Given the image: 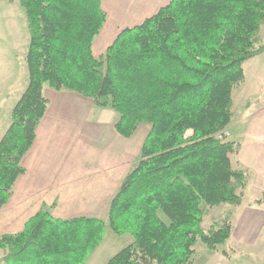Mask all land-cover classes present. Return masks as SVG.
Returning a JSON list of instances; mask_svg holds the SVG:
<instances>
[{
    "label": "trees",
    "instance_id": "16d2710c",
    "mask_svg": "<svg viewBox=\"0 0 264 264\" xmlns=\"http://www.w3.org/2000/svg\"><path fill=\"white\" fill-rule=\"evenodd\" d=\"M20 3L29 84L0 140V211L26 172L22 161L49 105L46 87L111 109L125 138L143 123L151 130L106 220L55 219L43 209L0 238V264H86L107 230L133 238L107 264H194L199 242L217 253L233 222L205 231V218L221 205L241 206L251 182L238 159L242 144L225 132L244 64L264 54V0H171L122 31L101 58L93 53L107 21L101 0Z\"/></svg>",
    "mask_w": 264,
    "mask_h": 264
},
{
    "label": "crops",
    "instance_id": "0c3cea01",
    "mask_svg": "<svg viewBox=\"0 0 264 264\" xmlns=\"http://www.w3.org/2000/svg\"><path fill=\"white\" fill-rule=\"evenodd\" d=\"M170 1L101 0L107 21L93 43L94 56L103 57L122 31L141 25ZM24 84L23 77L19 88ZM44 95L49 105L37 127L35 143L22 161L26 172L16 182L9 203L0 211V238L21 232L27 221L43 209L49 210L55 219L106 220L111 202L138 164L151 130L150 125L140 124L132 137L125 138L115 128L118 115L111 109L97 107L93 99L49 87L44 89ZM1 110L0 140L6 128ZM254 112L248 117L243 134L236 137L239 141L234 140L242 144L238 159L250 172L251 182L243 204L238 210L232 208L231 240L234 248L254 251L249 264H264V204L255 205L264 196V106ZM255 122L258 125H253ZM236 132V128L227 130L226 138H235ZM247 192L250 196L246 200ZM107 231L87 264L103 248L116 255L133 242L127 235V246L119 247L120 240ZM217 259V264H230L232 260L223 256Z\"/></svg>",
    "mask_w": 264,
    "mask_h": 264
},
{
    "label": "rangeland",
    "instance_id": "374dc122",
    "mask_svg": "<svg viewBox=\"0 0 264 264\" xmlns=\"http://www.w3.org/2000/svg\"><path fill=\"white\" fill-rule=\"evenodd\" d=\"M261 40L264 41V27L261 33ZM29 41L30 33L27 15L20 0H0V102H2L0 105L2 110H0L4 118V123L6 124V128H4L5 132H2L1 137L11 125L12 112L23 94L22 89L29 84L27 65ZM244 73V82L234 91L232 109L233 123L232 125L230 124V129L229 127L227 129L231 130L236 128L237 132L235 133V138L227 137L228 141H239V138L236 137L243 134V131L246 129L248 117L250 118L255 113L254 111L260 110L264 106V54L247 61L244 64ZM23 77L25 78V84L23 88H19ZM6 99L8 100L4 104ZM258 123L255 122L253 125H258ZM143 124L149 125L147 123ZM191 134L189 133L188 135L190 136ZM249 196L250 192H247L246 200ZM263 198L264 196L260 200ZM232 208L238 210V207L229 205H221L210 210L203 224L205 231H208L213 223L234 221ZM112 234L116 236L115 238L117 240H120L121 246L119 247L123 245L127 246V241L129 240L127 235L117 236L114 233ZM104 249L98 251L91 264H106L112 255H115L114 252L108 250V253H106ZM195 250L194 264H217L215 260H218L217 258H220V256L225 258L229 257V259L232 258L230 264H249L248 260L252 258L251 253H254V251L248 249L240 250L232 247L231 239L225 246L219 247L215 256L213 255L214 253L207 250L202 242L196 245ZM224 253L228 257L224 256ZM3 255L4 252L0 249V258Z\"/></svg>",
    "mask_w": 264,
    "mask_h": 264
}]
</instances>
